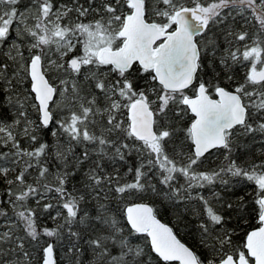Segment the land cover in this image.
<instances>
[{"label":"snow or ice","instance_id":"obj_1","mask_svg":"<svg viewBox=\"0 0 264 264\" xmlns=\"http://www.w3.org/2000/svg\"><path fill=\"white\" fill-rule=\"evenodd\" d=\"M5 97L0 264L65 240L74 264H264V0H0ZM148 193L198 218L193 246Z\"/></svg>","mask_w":264,"mask_h":264},{"label":"trees","instance_id":"obj_2","mask_svg":"<svg viewBox=\"0 0 264 264\" xmlns=\"http://www.w3.org/2000/svg\"><path fill=\"white\" fill-rule=\"evenodd\" d=\"M26 3L27 0H24ZM6 50V48L4 49ZM219 71V68H217ZM242 69H237L236 75L240 76L242 73ZM211 74L209 70V75ZM27 86V85H26ZM6 112L9 110L10 106L7 103V98L5 97L2 105H0ZM190 120V116L187 118ZM45 139L49 140L51 142L52 138L50 135H46ZM261 149V145L259 142H256L255 144L251 145V151L258 156ZM80 149H77V152H79ZM238 153H242V155L247 156V153H244L242 149H237ZM222 158V153L217 152L216 150H213L212 154L208 156V159L204 162L202 165V169H209L216 166V162H218V159ZM251 158V157H249ZM136 162V157L133 154L131 157L126 158L125 161H116V164L113 165L111 161H106L105 166L108 171H112L113 167L119 168L121 175H124V173L127 171V168L133 167V165ZM86 168L87 165H84ZM134 178L133 173H128L125 177L126 180L131 181ZM217 191H222V194L224 195L226 200H229L233 203H235L240 196H243L245 200H250L251 195H249L252 190L253 186L249 185L243 181L237 182V179H233L231 188L228 191H223L219 186L216 188ZM3 194V186L0 185V195ZM135 200V198H132ZM148 200L157 215H159L162 219L168 221L173 226L174 230L177 232V234L190 246H193L196 243V240L198 238L196 227L198 224V218L192 215V212L190 210H186V206L183 203L180 204H174L173 202L164 200L162 197L153 196L151 193L144 194V198ZM85 207L88 208L89 211H93L91 204L86 205ZM2 222V221H0ZM254 224L255 222L252 221ZM41 224H46L49 227H53L54 224L52 221H50L47 217H43L41 220ZM51 239V238H49ZM63 248H57L56 250V259L57 264H74V260H71L69 258V255L67 254V241L65 240ZM81 247L86 248V245L81 242ZM82 259L84 261V264H89V261L91 259L90 253H85L82 256Z\"/></svg>","mask_w":264,"mask_h":264},{"label":"water","instance_id":"obj_3","mask_svg":"<svg viewBox=\"0 0 264 264\" xmlns=\"http://www.w3.org/2000/svg\"><path fill=\"white\" fill-rule=\"evenodd\" d=\"M134 202H136V203H148V204H150V206H152V204L148 201V200H146V199H135L134 200ZM153 207V206H152ZM156 216H157V219H159L160 221H161V223H164V224H167L169 227H172L173 228V226L171 225V223H169L168 221H166V220H164V219H162L159 215H157L156 214ZM173 231H174V233L177 235V238L178 239H180L183 243H185V244H187V245H189L187 242H185L178 234H177V232L174 230V228H173ZM190 246V245H189Z\"/></svg>","mask_w":264,"mask_h":264}]
</instances>
